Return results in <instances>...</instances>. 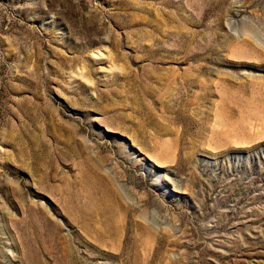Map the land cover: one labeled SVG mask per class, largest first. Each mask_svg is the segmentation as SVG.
<instances>
[{"label":"rangeland","instance_id":"rangeland-1","mask_svg":"<svg viewBox=\"0 0 264 264\" xmlns=\"http://www.w3.org/2000/svg\"><path fill=\"white\" fill-rule=\"evenodd\" d=\"M0 264H264V0H0Z\"/></svg>","mask_w":264,"mask_h":264}]
</instances>
